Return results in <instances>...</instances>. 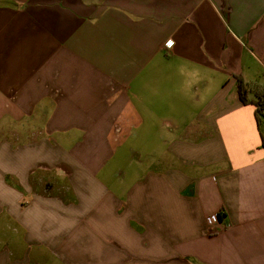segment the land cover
<instances>
[{
  "label": "crops",
  "instance_id": "obj_1",
  "mask_svg": "<svg viewBox=\"0 0 264 264\" xmlns=\"http://www.w3.org/2000/svg\"><path fill=\"white\" fill-rule=\"evenodd\" d=\"M238 78L264 0H0V264H264Z\"/></svg>",
  "mask_w": 264,
  "mask_h": 264
},
{
  "label": "trees",
  "instance_id": "obj_2",
  "mask_svg": "<svg viewBox=\"0 0 264 264\" xmlns=\"http://www.w3.org/2000/svg\"><path fill=\"white\" fill-rule=\"evenodd\" d=\"M238 94L245 105L252 104L256 107V117L264 145V87L245 82L238 78Z\"/></svg>",
  "mask_w": 264,
  "mask_h": 264
},
{
  "label": "built area",
  "instance_id": "obj_3",
  "mask_svg": "<svg viewBox=\"0 0 264 264\" xmlns=\"http://www.w3.org/2000/svg\"><path fill=\"white\" fill-rule=\"evenodd\" d=\"M173 45H174V42L171 41V40H169V41L167 42V44H166V46H167L168 49H171V48L173 47ZM219 220H220V215H218V214H214V215H211V216L208 218V223H209L210 225H214V224H216Z\"/></svg>",
  "mask_w": 264,
  "mask_h": 264
}]
</instances>
